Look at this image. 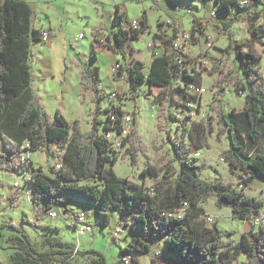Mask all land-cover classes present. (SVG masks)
<instances>
[{"label":"trees","instance_id":"trees-1","mask_svg":"<svg viewBox=\"0 0 264 264\" xmlns=\"http://www.w3.org/2000/svg\"><path fill=\"white\" fill-rule=\"evenodd\" d=\"M251 1L256 5L264 4V0ZM214 2V11L219 19L230 17L235 7L243 8L247 0ZM262 15L263 11L248 14L250 38L247 44L236 41L230 31L232 24L224 23L229 43L223 52L234 57L237 71L225 73L220 70L219 75L223 82L234 85L236 96L244 99L243 112L224 113L218 105L224 92L222 83H219L211 103L216 116L211 119L213 121L195 123L191 137L193 146L198 150L208 147L209 139L216 133L215 126H219L218 137L229 140V147L220 154V158L231 172L240 173L241 189L221 177L203 179L202 172L209 168H213L217 175L219 172L205 163L199 164L184 135L168 132L172 157L159 155L152 164L137 132L139 109L135 107L130 115L133 127L126 137L120 139L122 146L119 149H126L123 156L129 155L133 166L138 163L140 154L145 157L146 168L141 173L142 177L158 178L149 188L144 183L118 177L114 171L120 160V151L106 136L107 133L121 136L128 128L123 118L129 113L114 105V109L105 110L108 113L106 121L99 119L105 96L101 90L100 69L92 64L98 60L95 43H98L96 37L100 30L92 31L94 43L89 60L75 61L81 68L82 91L92 95L91 128L84 132L80 120H75L72 131L71 123L60 111L54 118L47 112L34 88L35 46L37 43L43 45L41 36L45 29L35 26L38 16L33 4L26 0H0V149L3 148L0 150V171L14 174L22 167V155L28 152H44L63 164L60 170H56L55 166L49 167L48 174L41 168H35L30 158L24 164L25 172L31 174L29 183L35 223L44 221L51 210L59 211L60 205L65 203L64 198L70 197L94 205L104 218L105 226L110 223L113 214H117L120 223L125 222V226H131L134 232H138L121 248L115 264H126L123 261L125 256H130L128 264H140L139 256L146 254H154L151 264H236L239 257L246 259L241 264H264V226L242 233L239 243L234 244L232 240L225 239L232 238L236 231H222L216 222L209 226L205 219L208 214L203 207L213 199L217 209L229 208L235 219L248 222L264 211L263 200L245 194L255 180L264 179V85L260 69L262 56L256 49L257 44H264L261 41L264 26L256 27ZM127 19L126 13L118 7L113 19L118 30L107 36L106 44L101 48L115 50L126 59V64L117 61L120 64L118 73L127 75L131 92L142 84L150 86L153 104L159 105L156 116L158 129L166 131L165 125L177 120L169 113L172 100L168 91H173L176 80H181L189 89L200 88L201 74L189 68L194 59L189 58L182 48H176L181 36V30L176 25H173L170 35L154 34L153 41H159L165 53L153 59L147 74L142 62L128 61L123 45L127 40L141 39L148 32V21L144 14L139 20V27L133 29ZM204 29L202 22L193 20L191 38L198 34L197 41L203 37L208 40ZM178 90H182L188 99H195L189 97L184 89ZM113 114L116 115V122L111 119ZM9 199L12 207L16 208L19 192L11 193ZM185 204V212L181 213ZM64 211L68 212V209ZM78 217L76 215L72 220L75 231ZM9 225L19 229L15 223ZM120 236L123 234L114 235ZM157 241L164 242L174 261H163L160 254L154 252ZM12 242L11 248L15 250L13 264H72L75 256V253L63 250L59 245H53L61 247L56 250L39 251L22 231L21 236L14 237ZM83 255L93 256L89 264H108L105 256L97 250H89Z\"/></svg>","mask_w":264,"mask_h":264},{"label":"rangeland","instance_id":"rangeland-1","mask_svg":"<svg viewBox=\"0 0 264 264\" xmlns=\"http://www.w3.org/2000/svg\"><path fill=\"white\" fill-rule=\"evenodd\" d=\"M26 1L31 2L37 12L38 17L35 25L44 29L51 24L57 34L55 40L49 44L37 43L35 46L36 58L33 62L34 88L37 91L40 90L39 87L41 88L39 92L42 95V97L39 95L41 102L53 118L60 105L57 99L55 101L54 98L63 92L64 115L71 121V130L73 131L72 125L75 120H80L84 132L90 130L91 117L89 114L94 108V104L89 99L87 92L82 91L80 102L70 97L81 92L80 89L82 88L79 89L81 82L78 77V69L72 66L65 74V66L70 65L71 62L76 63L77 59L82 62L89 60L93 50L92 41L94 43L92 31L93 29H99V35L96 37L98 43H95L98 60L93 63L94 66L100 69L101 90L105 96L101 103L103 113L99 116V119L103 122L106 121L108 113L105 110L111 107V102H114L116 106H121L124 111L129 113L128 115H132L135 107H138L137 132L147 149V157L152 164L156 162L159 155H164L167 158L172 157L171 145L167 138L168 132L177 136L184 135L192 148L193 157L198 159L199 164L205 163L209 167L216 168L219 172V175H217L212 170L213 168H209L202 172L201 177L203 179L213 180L216 177H221L224 181L233 184L238 190L241 189L239 185L241 181L240 173L238 171L231 172L228 165L220 158V154L228 149L229 140L226 137H218L219 126H215L216 133L209 139L208 147H201L198 150L193 146L191 137L193 136L195 123L213 121L211 119L216 116L215 111L211 108V103L214 101L215 92L219 89V83H222L224 92L220 96L218 105L221 106L224 113L243 112L244 99L236 96L234 85L223 82V78L219 75L220 70L225 71V73L237 71L233 61L234 57L223 52V49L229 43L227 33L224 30V23L230 22L232 24L230 31L234 34L236 41L247 44L250 38L248 34V14L254 11H263V15L256 22V27L264 26V4L256 5L251 0H247L243 8L235 7L230 17L215 19L211 16V13L215 10L214 0H206V2L205 0ZM124 3L129 9V16H127L129 22L138 20L135 18L142 17L144 14L147 15L148 32L141 39L127 40L123 45L127 53V60L132 61L138 58L143 63L146 74L150 71L152 60V54L150 53L152 45L150 43L153 42L154 34L167 33L170 35L173 25H176L181 30L180 41L182 42L183 36L190 34L193 20L198 19L202 22L205 33L209 37L208 40L203 37L197 41L198 34H196L188 42H182V49L189 58L194 59V62L189 64V68L201 74L202 86L199 90L192 91L185 87L181 80L175 81L173 91L171 93L168 91L167 94L171 96L172 100L169 113L174 115L177 120L169 121L165 125L166 131L158 129L156 116L159 105L153 104V96L149 92L150 86L142 84L138 86L135 92H131L126 78H117L116 73L113 72L112 66L117 61L113 62L112 65L109 54L102 52V50L107 49L105 47L101 48V45L106 44L107 36L114 31L112 28L115 27L113 19L116 7ZM261 41L264 43V36H262ZM256 49L262 56L260 69L264 85V44H257ZM118 58H120L119 63L126 64V59L122 55L118 54ZM43 64L48 73L44 71ZM41 70L45 74L44 86H40ZM65 77L68 83L63 87ZM108 81L111 85L108 84ZM178 89H184L189 97L195 99H188L182 90ZM201 89L205 91L203 92ZM113 92L118 94L115 99L110 97ZM188 101H192L194 105L192 110L184 107ZM214 124H216L215 121ZM132 127L133 124L131 123L129 130ZM2 149L0 150L2 151ZM119 151L120 160L114 167L116 175L138 184L144 183L149 188L153 186L158 178H144L141 175L146 168L145 157L140 154L138 163L133 166L131 157L128 155L124 158L123 156L126 149H119ZM29 158L33 161L35 168H41L46 174L49 173V167H54L57 163L56 158H50L44 152L31 153ZM30 176V172H25L22 167L14 174L0 171V248L3 252L5 264H13L8 254L12 255L15 252L11 248L14 244L12 239L21 236V231L30 237L39 251L44 252L63 247V250L77 252L72 259V264H89L93 256L83 255L84 252L89 250L99 251L105 256L109 264H115L118 261L117 258L121 253V248L134 236L138 235V232H134L131 226H125V222L120 223L117 214H113L110 223L105 226L104 218L98 214L94 205L70 197H65V203L58 208L60 211L58 218L52 219L47 216L44 221L35 223L36 218L29 183ZM90 184H93V182ZM16 191L19 192V200L18 206L14 208L11 205L9 195ZM245 194L264 201V179L255 180L245 190ZM203 207L208 211L206 213L213 217V223H208L209 226L216 222L222 231H236L232 238H226L225 240H232L234 244L240 241L244 222L233 218L229 208L217 209L213 199ZM65 208L68 209V212L64 211ZM81 214H85L90 221L92 233L78 237L72 220L75 219L76 215ZM9 223H15L19 229L13 228ZM250 226L252 229L253 226L251 224ZM118 229L124 231L123 236L114 237ZM53 245L61 247H54ZM154 249V252L157 251L160 254L161 260H175L174 256L167 251L164 242L157 241ZM153 258L154 254L151 256L147 254L140 255V264H151ZM244 259V257H239L236 264H241Z\"/></svg>","mask_w":264,"mask_h":264},{"label":"built area","instance_id":"built-area-1","mask_svg":"<svg viewBox=\"0 0 264 264\" xmlns=\"http://www.w3.org/2000/svg\"><path fill=\"white\" fill-rule=\"evenodd\" d=\"M211 16L215 19H217V15H216V12L213 11L211 13ZM139 27V21L138 20H132L131 21V28L133 29H136ZM82 36V35H80ZM191 39V36L190 34H186L183 36V41L182 42H188L189 40ZM41 42L43 44H49L51 42V31L49 29H45L42 31V36H41ZM182 42L180 41V39L177 40L176 42V48H183L182 46ZM120 69V64L119 63H115V65L113 66V72H115L117 75V78H126L127 79V75H120L118 73ZM192 91H196V90H199V88H194V87H191L190 88ZM201 91H205L204 89H201ZM111 99H115L118 97V94L116 92H113L111 95H110ZM114 102H111V107L114 109ZM186 106L188 107V110H192L194 105L192 103V101H189L188 103H186ZM110 107V108H111ZM111 119L113 122H116L117 118H116V115L113 114L111 116ZM123 123L124 125H126L128 128H126V130L123 132V134L121 136H116L114 133H107V139L112 143V146L115 147V148H120L122 146L121 142H120V139L122 137H126V135L128 134V132L130 131L129 130V125L132 123V117L130 115H127L123 118ZM30 152L28 153H25L22 155L21 157V166L22 168L24 167V164L27 163L28 161V158L30 157ZM62 162H57L55 164V168L56 170H60L62 169ZM25 170V169H24ZM187 206V204H185V206L181 209V213L185 212V207ZM48 216L52 219H56L59 217V211L58 210H51L49 213H48ZM205 219L207 220V223H213V217L211 215H207L205 217ZM249 223L253 226V228H260L262 226H264V211L262 212V214H260L259 216H253L251 221H249ZM76 233L78 235V237L80 236H83L85 234H90L92 233V226L87 218V216L85 214H81L79 215L78 217V220H77V224H76ZM124 231L122 229H118V231L114 234L115 236H119L121 234H123ZM77 253V252H76ZM75 253V254H76ZM123 261L128 264L130 262V256H125L123 258Z\"/></svg>","mask_w":264,"mask_h":264},{"label":"crops","instance_id":"crops-1","mask_svg":"<svg viewBox=\"0 0 264 264\" xmlns=\"http://www.w3.org/2000/svg\"><path fill=\"white\" fill-rule=\"evenodd\" d=\"M205 2H206V0H205ZM118 7L121 9V11L122 12H125L126 13V15L127 16H129V9H128V6H126L125 5V3L124 4H121V5H119V6H117L116 7V12H115V14L117 13V9H118ZM135 19H138V20H142V17H139V18H135ZM40 21V20H39ZM173 21V20H172ZM36 26V28L37 29H41V27L40 28H38L37 27V25H35ZM44 27V26H43ZM46 28H50V31H51V39L52 38H54V40H55V38L57 37V34H56V32H55V30H54V28L51 26V24L49 25V26H46L44 29H46ZM118 29V27H114V28H112V30H114L113 32H115L116 30ZM110 30H111V28H110ZM156 33H159V32H156ZM81 35V34H80ZM81 37V36H80ZM52 44V43H51ZM92 44H93V41H92ZM150 45H152L151 46V51H150V53L152 54V60H151V63H152V61H153V59L155 58V57H159V56H163L164 55V53H165V49H164V46L160 43V42H151L150 43ZM102 52H107V54H109V56H110V61H111V63H112V65H113V62H116V61H118V60H120V58H118V54L116 53V51L115 50H109V49H107V50H102ZM135 60H137V61H140L138 58L137 59H135ZM141 62V61H140ZM43 63V62H42ZM93 65V64H92ZM72 66H74V68L75 69H78V77L80 78V82H81V68L80 67H78L74 62H71L70 63V65H66L65 67V69H66V72H65V74H67V72H68V70H70L71 69V67ZM94 66V65H93ZM150 67H151V64H150ZM112 68H113V66H112ZM111 68V69H112ZM43 69H44V71L45 72H47L48 73V70L45 68V65L43 64ZM45 74H44V72H43V70H41V75H40V80H41V84H40V86H44V81H45ZM66 83H68V80H67V78L65 77V82H64V84H63V87L66 85ZM108 84H110V81H108ZM111 85V84H110ZM80 88H82V84L80 83L79 84V89ZM39 89L41 90V88L39 87ZM121 89V88H120ZM40 90H35L36 91V93H37V95H40L41 97H42V95L41 94H39V92H40ZM81 90V92H78V93H76L75 95H71L70 97L72 98V99H75V100H78V102H80L81 101V96H82V89H80ZM89 94H91L90 92H87V95L89 96V99H91L92 100V95H89ZM63 95H64V93L62 92V94H58V96L57 97H55L54 98V100L56 101V99H57V101L60 103V105H59V109L57 110V111H60L63 115H64V112H65V109H64V106H63V101H62V99H63ZM44 102V101H43ZM65 116V115H64ZM67 117V116H66ZM68 118V117H67ZM68 120V119H67ZM69 121V120H68ZM70 123H71V121H69ZM206 210V209H205ZM207 211V210H206ZM208 212V211H207ZM232 213V212H231ZM232 217H233V214H232ZM234 218V217H233ZM244 222V226H243V229H242V232H241V234L242 233H244V232H246V231H248V230H250L251 229V226H250V224H247L248 223V221H243ZM239 243V242H238ZM237 244V243H236ZM2 250H1V248H0V264H5V259H3V252H1ZM8 256H9V258L11 257V260H12V255H9L8 254ZM245 260L246 259H244V260H242L241 262H245ZM13 262V261H12ZM109 264V263H108Z\"/></svg>","mask_w":264,"mask_h":264}]
</instances>
